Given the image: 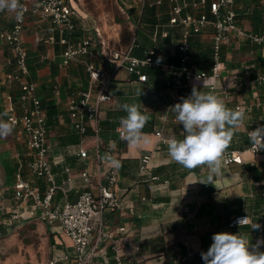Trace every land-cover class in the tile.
<instances>
[{
    "label": "crops",
    "instance_id": "1",
    "mask_svg": "<svg viewBox=\"0 0 264 264\" xmlns=\"http://www.w3.org/2000/svg\"><path fill=\"white\" fill-rule=\"evenodd\" d=\"M250 1L255 2L254 5H248ZM72 3L85 19V27H88L84 13L78 8L75 0H72ZM169 5L165 2L164 12L157 13L159 16L165 15L163 22L156 19L159 17L156 14L149 13L143 21L140 19L148 26V30H142V36L135 38L137 46L134 48V55L141 57L145 49L156 46L159 57L165 62L178 61L179 30H173L166 38L160 36L163 24L167 23L169 18ZM235 11L238 24L242 28L264 31V10L260 0H236ZM246 15L250 16V26L240 19ZM6 17L8 14L0 15V31L9 29L14 24L15 16L9 22L10 19ZM154 19L157 22H154ZM52 26L51 21L30 13L26 21L25 40L31 79L37 85L38 95L48 115V157L57 185L55 205L62 206L68 200L78 199L87 188L81 175L85 169L91 175L92 190H95L100 178L111 169L118 170V190L126 209L107 211L103 229L106 233L114 235V241L121 252L127 254L133 264H204L201 253L207 252L213 242L212 236L216 233L241 232L248 235L252 244L264 237V153L253 154L249 151V146H243L244 137L249 138L250 131L264 125V108L253 113H244L243 124L235 130L230 143V147L241 152L244 163L223 165L221 174L213 177V184L200 183L197 181H207V169L197 168L189 171L170 159L167 148L155 151L157 138L154 131L161 126V118L168 115L164 127L165 135L183 139V125L178 123L171 107L182 102V98L189 97L193 85L206 92L212 81L195 80L189 90L181 91L166 88L165 69L150 70L149 72H156L152 74L148 84L139 82L126 71L120 70L110 84L114 99L101 108L102 131L98 161L97 141L91 131L83 138L74 130L67 105L73 92L89 86V75L82 63H63L64 46L46 41L53 34ZM78 31L82 33L75 35L82 36L83 31ZM213 31L209 26L203 33L194 36L198 39H192V63L198 69H208L210 65ZM54 33L58 36L57 32ZM142 46V55L135 54ZM128 47L129 45L116 50H125ZM224 47V80L227 83L240 81L241 84L231 89L228 101L220 93L217 95L225 101L228 108L236 110L237 105L249 103L257 96H264L262 87L250 83V79L264 73V48L235 36H231L230 43ZM109 53L97 42L95 63L111 72L113 65L108 61ZM10 57V47L0 39V118L4 120L3 113L10 106L7 96H12L19 108L20 87L7 77L12 70V66L8 64ZM246 67H250V75H246ZM138 90H142L139 97ZM165 94L167 98H164ZM124 103L139 104L141 111L149 117L146 125L150 127L151 122L154 124L152 132H145L143 129L147 143L140 148H131L119 137L117 128L120 118L127 115L120 107ZM82 148L88 152L89 158L86 161L79 156ZM149 151H153L152 157L146 173L141 178L137 175L141 159ZM26 152V137L20 127L13 128L10 135L0 138V192L4 196V208H0L1 263L38 264L25 251L28 253L27 243L30 244L32 238L39 234L41 237H47L49 247L48 255L46 254L47 257L41 264H46L51 258H57L60 264H76L73 242L61 226L33 218L30 213L33 201L17 198L19 191L16 188V174L19 171H22L25 180L40 188L41 192L48 186L31 174ZM106 154L118 160L119 167L102 159ZM153 176H159V179L152 180ZM143 197H146V200H143ZM15 209L19 212L17 218L13 217ZM236 214L248 215L250 224L239 229L229 228L228 222ZM253 222L261 226L259 230H252ZM93 227L95 237L91 247L95 244L98 222L94 221ZM120 227H125V231L120 232ZM111 243L109 239H102L96 249L98 255L90 264H116ZM260 250L264 251V247Z\"/></svg>",
    "mask_w": 264,
    "mask_h": 264
},
{
    "label": "built area",
    "instance_id": "2",
    "mask_svg": "<svg viewBox=\"0 0 264 264\" xmlns=\"http://www.w3.org/2000/svg\"><path fill=\"white\" fill-rule=\"evenodd\" d=\"M150 6H162L168 2L167 7L168 20L163 24L161 37H169L173 30H179L177 49L179 59L177 62H165L159 57V50L156 46L144 50L143 56L133 54L137 46L135 39L125 50H112L109 53L108 61L113 65L109 72L105 67L95 63L97 50V38L92 34V29L85 27L79 10L75 8L72 0H20L23 6L22 20L15 18L14 24L9 29L0 31V39L11 49L12 57L8 64L12 70L8 73V79L16 82L20 87L18 103L14 102L12 96H7L9 101L8 109L3 113L6 121H11L13 128L20 127L26 137L27 152L25 156L29 157L28 167L34 177L44 181L48 186L44 192L40 188L32 185L25 180L22 171L16 174V188L19 191L18 199L33 201L31 215L41 221L52 225L58 223L64 233L72 240L76 252V264H90L97 253V248L102 239L112 241L111 250L116 264H133L127 254H123L114 241L112 233L104 231V215L107 211H124L126 206L118 190L119 172L111 169L106 175L100 178L95 190L91 189L93 185L91 175L87 169L82 172V178L87 188L79 195L75 201H66L62 206L54 204V196L57 189L55 174L52 171L48 152V115L44 109L42 99L38 95L36 83L31 79V73L28 64V50L25 40V29L27 17L30 13L36 14L43 20H49L52 23L53 34L46 40L52 44L64 46L63 63L73 62L82 63L89 75L90 84L73 92L68 100V111L72 122V127L83 138H86L91 131L97 141V159L100 161V141H101V108L104 104L111 102L114 97L110 91V84L120 70H124L133 79L139 82L149 80V71L152 69H165L167 77L165 86L167 89L176 88L181 91L190 89L193 81L211 80L206 92L220 93L225 100L230 99L232 88H237L240 81L232 83L225 82L224 67V46L230 43L231 36L248 41L251 44L264 48V31H255L242 28L238 24L237 13L235 11L236 0H143ZM264 10V0H260ZM2 11H0L1 13ZM213 28L211 44V62L208 69H198L192 63L191 43L192 37L199 35L207 29ZM159 27V26H158ZM83 31L82 36H76L77 30ZM54 32L58 33V36ZM158 31L155 33V41ZM246 75H250V67L245 68ZM197 77L199 79H197ZM264 89V73L258 74L250 79ZM168 96L165 94L164 98ZM264 108V96H257L253 101L245 104H239L236 110L243 113H253ZM6 113V115H5ZM168 115L161 118V126L155 130L157 138L155 151H162L167 148V140L172 136L165 135V125ZM119 137L121 139L122 129L119 125ZM259 143L251 144L249 151L253 154L264 153V148ZM257 150V151H256ZM153 151L146 152L141 159V166L138 172L139 177H143L148 169V164ZM80 158L87 160L88 152L86 149H80ZM233 163H244L241 152L228 148L225 150V166ZM68 171V169H67ZM152 180H158L159 176L151 177ZM257 185L259 183H256ZM3 193L0 192V208L3 209ZM146 200V197L142 198ZM131 211L134 209H130ZM15 218L19 217L18 209L13 211ZM247 217L246 222H242L241 227L236 223L240 218ZM96 221L99 227L96 231V240L93 247L95 230L93 222ZM250 217L246 214H236L228 222V227L239 229L250 224ZM120 232L125 231V227L119 228ZM208 251V250H207ZM0 264L1 260H0ZM46 264H60L57 258H51Z\"/></svg>",
    "mask_w": 264,
    "mask_h": 264
},
{
    "label": "clouds",
    "instance_id": "3",
    "mask_svg": "<svg viewBox=\"0 0 264 264\" xmlns=\"http://www.w3.org/2000/svg\"><path fill=\"white\" fill-rule=\"evenodd\" d=\"M0 11L14 13L18 21L22 20L23 6L20 0H0ZM141 94L142 90H138V97ZM120 107L127 113L120 118L121 139L131 148H140L147 143L143 128L149 117L141 111L139 104L124 103ZM171 109L178 123L183 125L184 138L172 137L167 140L170 159L189 171L206 168L207 181L197 182L213 184V177L221 174L225 163V150L235 130L243 124L244 113L228 108L219 95L198 90L195 85L191 95L182 98V102L176 103ZM13 127L11 121L0 118V138L10 135ZM248 135L253 144L261 145L257 150L264 148V125L258 126ZM102 159L119 167V161L107 154ZM246 220L247 217L240 218L236 223L241 227ZM251 227L252 230H259L261 226L253 222ZM212 241L208 251L201 253L204 264H264V251L260 250L264 247V237L252 244L247 234L220 232L212 236Z\"/></svg>",
    "mask_w": 264,
    "mask_h": 264
},
{
    "label": "rangeland",
    "instance_id": "4",
    "mask_svg": "<svg viewBox=\"0 0 264 264\" xmlns=\"http://www.w3.org/2000/svg\"><path fill=\"white\" fill-rule=\"evenodd\" d=\"M75 2L86 16V23L88 27H91L92 34L96 36L94 28L99 31L96 36L97 42L108 53L114 49L126 48L137 36H142V30H148V26L144 24L145 22L140 21L141 9L144 5L143 0H75ZM254 3L250 1L248 5H254ZM247 8L254 7H243V9ZM148 9L150 8H146V16L148 15ZM163 12V7H157V13ZM4 14H8V17H6V19H10L8 22L15 16L14 13L7 11L0 13L2 16ZM161 15L156 18L160 22H163L165 21V15ZM240 19L244 24L250 26L249 15L243 16ZM27 250L28 253L27 251L25 253L30 258L36 260V263L41 264L48 255L47 251H49L47 237H41L39 234L33 237L31 243H27Z\"/></svg>",
    "mask_w": 264,
    "mask_h": 264
},
{
    "label": "trees",
    "instance_id": "5",
    "mask_svg": "<svg viewBox=\"0 0 264 264\" xmlns=\"http://www.w3.org/2000/svg\"><path fill=\"white\" fill-rule=\"evenodd\" d=\"M165 4V3H164ZM163 4V5H164ZM163 5L161 6V7H163ZM149 8L150 7V9H148V13L149 14H152V15H157V16H159V14H157V12H155L156 10H157V7H160V6H158V5H154V6H150L148 3L147 4H145V5H143V7H142V9H141V15H140V19L141 20H144V17L146 16V8ZM133 8V7H132ZM157 19V18H156ZM154 22H157V20H153ZM82 32L81 31H78L76 34L77 35H80ZM195 36H197V35H195ZM193 38H195V39H198V37H192V39ZM143 46H142V48H140V49H138V51L137 52H135V54H137V55H142V53H143ZM156 71H153V72H149V79L152 77V74H154ZM147 84L149 83V81H147L146 82ZM148 123V122H147ZM144 129V131L145 132H152V131H154V124L151 122V124H150V127L149 126H147L146 124H145V127L143 128ZM155 132V131H154ZM252 144V142H251V140H250V138H248V137H244V139H243V146L244 147H248V146H250ZM231 149H235V148H232V147H230Z\"/></svg>",
    "mask_w": 264,
    "mask_h": 264
}]
</instances>
